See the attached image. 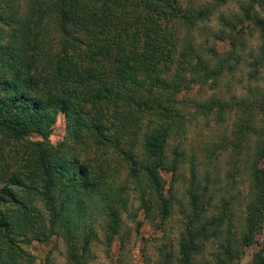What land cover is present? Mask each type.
<instances>
[{"label": "trees", "instance_id": "obj_1", "mask_svg": "<svg viewBox=\"0 0 264 264\" xmlns=\"http://www.w3.org/2000/svg\"><path fill=\"white\" fill-rule=\"evenodd\" d=\"M225 1L0 0V264L28 261L21 245L46 240L53 228L63 229L67 260L80 264L99 213L105 230L117 233L122 188L105 163L93 166L88 153L80 155L89 142L111 150L144 212L152 208L162 223L171 207L162 174L177 167L167 144L185 132L186 116L241 108L238 143L245 139L253 117L246 103L187 97L192 88L213 87L227 69L225 59L207 61L188 37ZM250 7L242 8L245 17L220 16L221 23L233 30L245 19L264 31ZM58 115L65 140L51 149L46 141ZM249 175L243 245L257 220L264 223V170L256 166ZM188 197L177 256L166 254L158 264H195L209 241L225 242L229 260L223 216L207 219L203 192ZM71 228L84 231L79 252ZM214 257L213 264L227 262ZM253 264H264V245Z\"/></svg>", "mask_w": 264, "mask_h": 264}, {"label": "rangeland", "instance_id": "obj_2", "mask_svg": "<svg viewBox=\"0 0 264 264\" xmlns=\"http://www.w3.org/2000/svg\"><path fill=\"white\" fill-rule=\"evenodd\" d=\"M194 1L196 4H217L216 0ZM247 5L251 6L250 14L252 11L256 14L252 16L264 20V0H226L207 20L197 23L188 32L195 49L207 61L216 64L217 60L225 59L227 69L213 87L192 88L187 93V97L201 100L218 98L225 102L246 103L253 117L245 139L238 143V125L246 117V111L241 108L224 111L219 117L215 110L206 117L191 119L186 116L189 121L185 132L171 138L167 144L169 160H174L177 167L162 174L164 194L171 204L169 216L162 223L152 208L144 212L133 185L123 181V166L117 158L112 159L110 149L93 148L90 142L87 147H80V155L86 157L84 152L88 153L85 160L90 159L93 166L107 165L111 179L116 186H121L125 198L124 206L118 209L120 225L115 235L105 230L101 213L94 217L80 264H158L166 254L176 257L180 224L191 212L188 191L204 193V200L209 202L208 220L223 216L222 233L228 229L229 244L224 248L233 252L228 260L223 255L225 242L209 241L193 263L213 264L216 262L214 255H220L225 262L227 260L226 264H253L255 254L264 245V223L257 220L248 244L243 245L241 237L250 208L247 206L249 171L256 166L264 170V31L245 19L233 30L220 21V16L228 20L232 15L247 16L242 11ZM230 51L232 54L228 56ZM64 140V118L58 115L46 144L58 149V144ZM258 149H261L262 158L258 157ZM192 167L193 176L190 175ZM61 230L53 228L46 240L21 245L28 261L22 260L20 264H72L67 260V241ZM82 232L71 228L78 252L82 246ZM170 262L177 264L174 259Z\"/></svg>", "mask_w": 264, "mask_h": 264}]
</instances>
